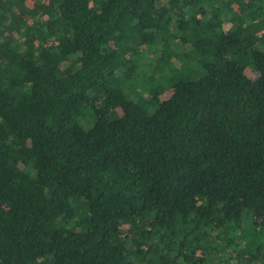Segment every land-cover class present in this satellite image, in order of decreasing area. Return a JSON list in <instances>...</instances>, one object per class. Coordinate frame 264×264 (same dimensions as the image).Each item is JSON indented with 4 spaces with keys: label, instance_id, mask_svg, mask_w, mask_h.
Instances as JSON below:
<instances>
[{
    "label": "trees",
    "instance_id": "obj_1",
    "mask_svg": "<svg viewBox=\"0 0 264 264\" xmlns=\"http://www.w3.org/2000/svg\"><path fill=\"white\" fill-rule=\"evenodd\" d=\"M0 264H264V0H0Z\"/></svg>",
    "mask_w": 264,
    "mask_h": 264
}]
</instances>
